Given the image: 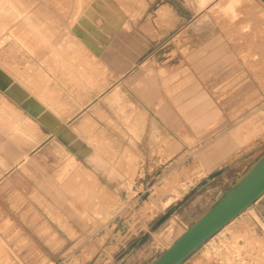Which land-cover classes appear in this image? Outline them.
Returning a JSON list of instances; mask_svg holds the SVG:
<instances>
[{
    "label": "rangeland",
    "instance_id": "rangeland-1",
    "mask_svg": "<svg viewBox=\"0 0 264 264\" xmlns=\"http://www.w3.org/2000/svg\"><path fill=\"white\" fill-rule=\"evenodd\" d=\"M202 1L0 0V209L57 264H152L264 152V0ZM251 206L181 264H264Z\"/></svg>",
    "mask_w": 264,
    "mask_h": 264
},
{
    "label": "crops",
    "instance_id": "crops-1",
    "mask_svg": "<svg viewBox=\"0 0 264 264\" xmlns=\"http://www.w3.org/2000/svg\"><path fill=\"white\" fill-rule=\"evenodd\" d=\"M218 128L214 126L211 130ZM49 205L21 203L7 205L10 209H0V264H57L66 257L69 239L58 237L63 221H58L54 214L58 210ZM251 207L262 213L264 195ZM55 226L60 229L56 231Z\"/></svg>",
    "mask_w": 264,
    "mask_h": 264
},
{
    "label": "water",
    "instance_id": "water-1",
    "mask_svg": "<svg viewBox=\"0 0 264 264\" xmlns=\"http://www.w3.org/2000/svg\"><path fill=\"white\" fill-rule=\"evenodd\" d=\"M264 195V152L152 264H181L209 238Z\"/></svg>",
    "mask_w": 264,
    "mask_h": 264
},
{
    "label": "bare ground",
    "instance_id": "bare-ground-1",
    "mask_svg": "<svg viewBox=\"0 0 264 264\" xmlns=\"http://www.w3.org/2000/svg\"><path fill=\"white\" fill-rule=\"evenodd\" d=\"M203 1H204V0H203ZM203 1H202V2H203ZM203 3H205V1H204ZM162 12H163V11H162ZM115 93H116V92H115ZM117 94H118V93H117ZM263 112H264V111H263ZM263 112H262V114H263ZM263 115H264V114H263ZM62 126H63V125H62ZM61 128H62V127H61ZM61 128H60V129H61ZM56 131H57V130H56ZM57 132H58V131H57ZM262 134H263V133H262ZM263 136H264V135H263ZM256 139H257V138H256ZM220 142H221V141H220ZM257 144H258V143H257ZM38 146H39V145H38ZM35 147H36V146H35ZM35 149H36V148H35ZM33 150H34V148H33ZM235 155H236V154H235ZM233 156H234V155H233ZM230 157H231V156H230ZM228 159H229V158H228ZM195 162H196V161H195ZM195 162H194V163H195ZM221 162H222V161H221ZM215 163H216V162H215ZM197 164H201V163H198V162H197ZM200 166H201V165H200ZM188 167H189V166H188ZM194 167H195V166H194ZM174 169H175V168H174ZM174 169H172V171H170V172H173V174H174V172H176V171H173ZM190 169H191V168H190ZM200 169H201V167H200ZM200 169H199V170H200ZM175 170H176V169H175ZM193 170H194V169H193ZM199 170H198V171H199ZM187 171H188V169H187ZM195 171H196V170H195ZM202 171H203V170H202ZM188 172H189V171H188ZM192 172H194V171H192ZM192 172L190 171V173H192ZM199 172H200V171H199ZM206 172H207V171H206ZM201 173H203V172H201ZM201 173H200V174H201ZM171 174H172V173H171ZM179 174H180V173H179ZM200 174H198V176H199ZM177 175H178V174H177V172H176L175 175H172V176L169 175V176L172 178V177H175V176H177ZM177 177H178V176H177ZM177 177H175V179H176ZM189 177H191V176H189ZM162 178H163V177H162ZM171 178H170V179H171ZM192 178H193V177H192ZM187 179H188V178H187ZM189 180H191V179H189ZM165 181H166V179H165ZM165 181H163V182H165ZM172 181L174 182V180H172ZM172 181H171V182H172ZM176 181H177V179H176ZM176 181H175V182H176ZM171 182H170V183H171ZM165 184H166V182H165ZM167 184H168V183H167ZM78 185H79V184H78ZM168 185H169V184H168ZM171 185H172V184H171ZM180 185H181V184H180ZM166 186H167V185H166ZM166 186H165V187H166ZM75 187H77V186H74V188H75ZM169 187H170V185H169ZM169 187H168V188H169ZM176 187H177V186H176ZM78 188H79V187H78ZM171 188H172V187H171ZM179 188H181V187H179ZM175 189H176V188H175ZM184 189H185V188L183 187V189H182L181 192H184V191H183ZM172 190H173V188H172ZM180 190H181V189H180ZM181 192H180V193H181ZM183 194H184V193H183ZM183 194H182V195H183ZM182 195H181V196H182ZM36 196H37V195H36ZM175 196H176V195H174V198H175ZM178 196L180 197V195H178ZM33 198H34V197H33ZM36 198H37V197H36ZM36 198H35V199H36ZM180 198H181V197H180ZM180 198H179V199H180ZM35 199H34V200H35ZM176 199H178V197H176L174 200H176ZM179 199H178V200H179ZM198 264H199V263H198Z\"/></svg>",
    "mask_w": 264,
    "mask_h": 264
}]
</instances>
